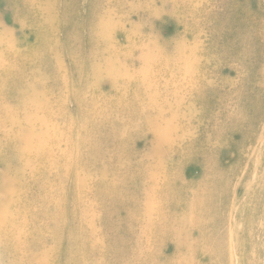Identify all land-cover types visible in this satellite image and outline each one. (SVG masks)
<instances>
[{"label": "rangeland", "instance_id": "1", "mask_svg": "<svg viewBox=\"0 0 264 264\" xmlns=\"http://www.w3.org/2000/svg\"><path fill=\"white\" fill-rule=\"evenodd\" d=\"M29 1L34 3L32 0H0V33L3 36L0 39L7 42L9 38L13 45L8 52L11 44H3L0 52L6 59L14 56L10 64L15 66V73L29 71L25 79L32 75L35 62L41 61L44 80L36 84L41 89L43 84L52 83L48 66L50 48L55 43L56 51L63 54L64 63H68L64 74L70 90L81 94L92 92L85 95L83 102L80 96L68 99L69 114L75 126L79 125V117L93 111L91 103L100 107L104 99L101 105L113 108L109 101L112 84L100 79L95 85L90 70L81 67L89 64L85 56L94 51L91 37L95 22L100 20L106 30L104 39L111 41L115 38L110 36L109 30L114 26L121 28V34L116 31V42L128 61L134 64L128 65L129 69L130 66L131 69L138 67L137 57L147 52L144 51L147 43L151 45L150 56L158 59L140 80L116 81V104L118 95L124 98L116 111L109 109V114L113 113L116 118L121 113L125 115H120L122 118H128L134 112L137 119V113L149 112L150 106H162L165 118L171 114L175 119L177 127L171 129L177 128L175 133L180 135V140H175L169 150V161L162 165L163 183L150 195L153 210L158 213L163 210L166 214L164 223L170 224L173 217L183 229V236L187 230L188 239H159L158 244L155 240L148 246L152 250L145 254L146 259L152 260V264H264V230L258 231L256 220L252 222V219L248 228L239 219L230 227L228 219L232 211L240 209L231 206L226 211V192L230 194L236 185H244L242 192L247 195L241 216L245 219L250 213V217L257 215L256 219L260 214L264 219L263 162L249 154L255 147L262 153L264 150V146H257L263 139L260 128L264 130V117L261 121L264 113V0H50L56 18L53 12L54 21L49 26L41 23V13L36 12ZM5 7L10 8V13ZM73 10L77 16L75 26L71 22ZM28 12L29 19L23 15ZM36 32L42 37L35 36ZM70 49L75 55L73 68L65 55ZM177 52L183 55V64L174 63L173 54ZM40 89L34 92L35 99L39 98ZM52 95H56L54 90H51ZM108 122H112L110 117L102 120L105 130L110 129ZM118 126L126 130L125 124L119 122ZM123 140L131 141L136 156L143 151L140 126L127 131V135L117 139V144L121 145ZM81 151L85 152L86 147L82 146ZM117 154L116 180L127 198L135 201L134 207L127 208L126 201L119 199L116 208L109 202L102 203V210L110 214L114 209L116 218L103 223V248L100 240H95L99 244L96 243V253L89 251L88 242L83 245L84 240L76 239V222L67 219L64 234L66 227L71 229V236L57 241L59 250L54 243L44 244L55 251L51 264H116V250L118 264H142L131 254L128 222L129 210H139L141 194L150 192L149 178H145L149 173L143 170L141 162L135 165L139 158L134 163L132 158L133 164H129L117 158ZM254 166L258 168L257 179L251 182L248 176L253 175ZM46 178L56 181L51 174ZM70 188L66 183L62 189L64 197ZM74 201L77 199L67 204L62 201V208L73 213ZM29 210L27 219L31 221L35 208ZM131 220L137 227V220ZM135 224L132 233L138 229ZM238 234L245 237L239 238ZM251 234H255V239ZM258 235H263L259 236L260 240H257ZM111 242L115 245L111 246ZM24 245L36 246V240H26ZM123 246L128 249L121 251ZM232 247L235 248L234 256H230ZM71 253H74L72 263L68 262ZM82 255L85 262H82Z\"/></svg>", "mask_w": 264, "mask_h": 264}, {"label": "bare ground", "instance_id": "2", "mask_svg": "<svg viewBox=\"0 0 264 264\" xmlns=\"http://www.w3.org/2000/svg\"><path fill=\"white\" fill-rule=\"evenodd\" d=\"M32 1L34 3L29 2L36 9L35 11L41 13V23L46 26L52 25L54 21L52 15L53 12L55 15V10H53L50 0ZM95 1L100 2L101 0ZM4 10L10 13V8L5 7ZM23 15L29 19V12L28 14L23 13ZM54 17L56 18V15ZM76 19L77 16H74L73 10L71 22L74 26ZM117 29L114 26L109 30L110 36L115 38L113 41L104 39L105 28H103L100 20L95 22L94 33L91 37L95 45L93 51L95 53L92 52L85 56L89 62L87 66L81 65L82 68L90 70L95 85L100 79L102 82L112 84V90H109L111 93L109 101L113 108L103 107L101 104L106 101L104 99L100 107L91 103L93 111L79 117L78 126H75L76 123L69 114L68 99L80 96V100L83 102L85 95L92 92L81 94L79 91L70 90L65 76L68 63H64L63 54L61 55L56 51L55 43L50 48V66H48L52 83L43 84L41 89L37 88L36 85L37 81L44 80L40 71V68L43 67L41 61L35 62L31 71L32 75L29 79H25L26 73L29 71L20 70L15 73V66L10 64L13 62L14 56L6 59V56L0 52V70L2 72L0 74V264H51L55 251L51 246L47 247L44 244L54 243L59 250L57 241L63 240L66 235L68 238L71 236V229L68 230L66 227L64 234V226H66L64 224L67 219H73L76 222L74 227L78 231L76 239L84 240L83 245L88 242L91 253H96L98 250L96 245L98 242L95 240H100L99 244L103 248V223L112 221L110 219L116 217L113 214L114 209L110 210V214L105 213L102 210V203L109 202L115 205V208L117 199L120 202L125 200L127 208L134 207L135 203V201L132 202L127 198L128 195H125V192H122L123 189L116 180V153H118L117 158L129 162V164H133L136 162V158H139L135 165L142 163L143 170L149 173V176L145 178H149L150 192L141 194L140 203H138L141 205L139 210L134 212L129 210L128 233L131 229V240H129L130 244L128 245H130L133 259L138 260L139 258L142 264H152V260L148 261L145 254L152 250L148 246L153 244L155 240L158 244L157 240L159 239L183 240V238L188 237L187 230L183 236V229L178 227L172 215L170 224H165L166 214L163 213V210L158 213L151 207L150 193L158 187L157 185L163 183V181L161 182L162 165L169 161V150H172L175 140H180V135L175 133L177 128L171 129L172 126L177 127L174 124L176 123L175 119L171 114L165 118L162 106L153 107V105L149 107L152 108L149 112L137 113V119L135 113H131V111H129L131 115L128 118H122L121 116L125 115L121 112V116L117 115V118L116 115L113 116V113L109 114L111 111L109 109L116 111V107L120 108V100L124 98L123 95H118L116 104V81L124 78H128L127 81L137 78L140 80L149 70V67L158 60L152 54L150 56L151 45L147 43L144 46L146 49L144 51L147 52L137 57L138 67L131 69L134 64L128 61L125 53L122 52L123 49L118 48L115 34L116 31L121 34V28L117 27ZM37 35L38 38L42 37L38 32L35 33V36ZM0 36H2L1 33ZM7 39V42L0 39V46L11 44L9 38ZM101 41H103V45ZM11 45L8 46V52H11L13 48ZM72 52L73 50L70 49L65 54L71 60V68H73V61L75 60V55ZM173 55L176 65L183 64L184 57L182 54L177 52ZM85 59L81 62L84 63ZM128 65H131L130 69ZM39 89L40 96L35 99L34 92H38ZM51 90L56 92L55 96L52 95L53 97ZM99 98L102 99V96L99 95ZM261 116V121H263L264 113ZM108 117L112 119V122H108L110 129L107 128V131L102 126V120H107ZM119 122L122 125L125 124L126 130L118 126ZM137 126L142 129L144 146L143 151L136 156L131 149V141L123 140L122 144L119 145L117 139H122L124 134L127 135V131L129 132L131 128ZM262 129L260 128L259 134L263 139L261 138V144L259 142L257 145L260 148L264 146V130L262 131ZM82 146L84 149L86 147V151L83 153L81 151ZM255 148L249 154L255 156L254 158H259L263 162L262 167H264V150L262 153ZM132 158H134L133 163ZM253 168L256 170L253 171ZM253 168L251 170L252 177L251 175L248 176L251 182L256 181L258 173L257 166ZM50 174L56 177L55 182L46 178ZM66 183L72 188L64 197V190L62 191V189ZM243 188L244 185H236L231 189L230 194L229 191L226 192L228 196L226 211L231 206L240 209L238 212L232 211L228 219L230 220V227L232 222L239 219L248 225V228L252 219V222L256 220V229L263 232V216L261 217L259 214L255 219L257 215L254 212L256 216L251 215L250 217V213L245 219L241 216L243 209H245L247 195L242 192ZM147 198L149 199L148 204L146 203ZM71 199H77L74 201V210L72 203L70 204L73 213L63 209L64 203H61L66 201L67 204ZM29 208H35L32 212L31 221L27 219L30 214ZM212 212L218 216L215 211ZM131 219L137 220V227ZM134 224L138 229L132 233ZM243 236L238 234L239 238L243 239ZM259 236L263 235H258L257 240H260ZM250 237L255 239V234H251ZM26 240H36V246L28 245L26 247L24 245ZM113 244L114 242L110 243L111 246ZM126 246H123L121 251L127 250ZM230 251V256H234L235 248L232 247ZM73 254L71 253L68 262L74 261L72 259ZM117 254L118 251L116 250V264H118ZM96 258L97 256L94 257V260ZM81 259L82 262H85L83 255ZM237 261L240 262L238 257Z\"/></svg>", "mask_w": 264, "mask_h": 264}]
</instances>
